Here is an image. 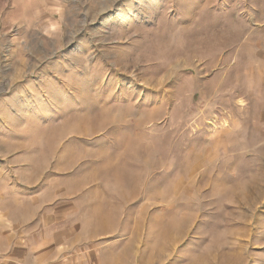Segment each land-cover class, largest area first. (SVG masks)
I'll use <instances>...</instances> for the list:
<instances>
[{"label":"rangeland","instance_id":"obj_1","mask_svg":"<svg viewBox=\"0 0 264 264\" xmlns=\"http://www.w3.org/2000/svg\"><path fill=\"white\" fill-rule=\"evenodd\" d=\"M9 240L40 264H264V0H0Z\"/></svg>","mask_w":264,"mask_h":264},{"label":"crops","instance_id":"obj_2","mask_svg":"<svg viewBox=\"0 0 264 264\" xmlns=\"http://www.w3.org/2000/svg\"><path fill=\"white\" fill-rule=\"evenodd\" d=\"M11 223V222H10ZM15 229L18 231V235L23 234V226H21V222L18 224H15ZM7 235L8 233L5 232ZM10 239V236H8ZM11 241L5 242L2 245H0V264H40L39 257L36 255V247L34 244L31 246L32 248L27 250L24 248L20 242H15L14 247H11ZM49 249L46 252L42 254V256H46L45 258L50 256ZM44 259V258H43Z\"/></svg>","mask_w":264,"mask_h":264}]
</instances>
